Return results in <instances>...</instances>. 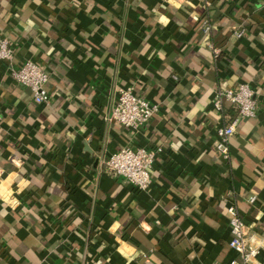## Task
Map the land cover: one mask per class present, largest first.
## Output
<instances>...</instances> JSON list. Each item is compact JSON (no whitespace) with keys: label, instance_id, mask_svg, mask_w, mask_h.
Returning <instances> with one entry per match:
<instances>
[{"label":"crops","instance_id":"obj_1","mask_svg":"<svg viewBox=\"0 0 264 264\" xmlns=\"http://www.w3.org/2000/svg\"><path fill=\"white\" fill-rule=\"evenodd\" d=\"M1 38L50 101L0 62V264H229L231 205L264 264V0H0ZM238 84L257 109L223 159ZM125 88L159 107L137 133L109 120ZM126 146L163 148L145 191L104 167Z\"/></svg>","mask_w":264,"mask_h":264},{"label":"built area","instance_id":"obj_2","mask_svg":"<svg viewBox=\"0 0 264 264\" xmlns=\"http://www.w3.org/2000/svg\"><path fill=\"white\" fill-rule=\"evenodd\" d=\"M209 30L210 26L206 23L203 31L206 33ZM12 61L13 50L10 43L7 39L1 38L0 62L8 64L10 77L20 87L31 92L35 104L47 105L50 101L46 90L49 73L30 60L23 62L18 68L13 67ZM224 103L234 106L237 110V117L232 119L228 125L219 128L217 132L219 141L216 144V150L223 159H228V141L235 134L238 120L254 118L257 103L254 99V92L248 84H238L234 88H219L215 92L212 108L217 112H222ZM158 111V105L150 104L130 88H125L119 90L109 120L120 124L126 130L137 133ZM162 151V147L148 150L143 147L126 146L107 156L103 163L109 173L122 177L138 190L145 191L151 183V172L155 159ZM253 200V197L249 198L250 203ZM226 215L230 235L228 247L236 254V258L232 259L229 264H258L260 246L248 238L246 226L237 208L234 205L229 206Z\"/></svg>","mask_w":264,"mask_h":264}]
</instances>
